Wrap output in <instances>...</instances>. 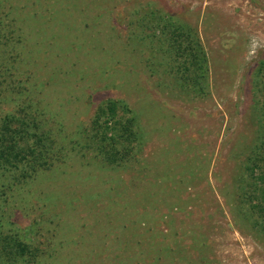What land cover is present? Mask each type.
Instances as JSON below:
<instances>
[{"label":"rangeland","instance_id":"obj_1","mask_svg":"<svg viewBox=\"0 0 264 264\" xmlns=\"http://www.w3.org/2000/svg\"><path fill=\"white\" fill-rule=\"evenodd\" d=\"M0 56V118L54 142L35 176L0 170V240L35 264H264L239 186L264 144V0H0ZM110 100L144 140L116 163L93 130Z\"/></svg>","mask_w":264,"mask_h":264},{"label":"trees","instance_id":"obj_2","mask_svg":"<svg viewBox=\"0 0 264 264\" xmlns=\"http://www.w3.org/2000/svg\"><path fill=\"white\" fill-rule=\"evenodd\" d=\"M188 52L194 59L191 63L192 66H195L196 61H199L200 67L207 66L206 57L198 46L182 50L181 54ZM2 68L3 64L0 63V77ZM183 69V72L186 73L187 69ZM117 105V102L110 100L107 108H99L93 121L94 140L100 145L103 155L110 163L125 159V155L130 152L129 146L132 143L141 140L142 144L144 141L137 116L133 114L130 118L119 117ZM124 105L127 115L131 110ZM53 148L54 142L51 139V134L45 132L31 115L22 116V114L12 113L5 114L0 118V170L14 169L19 174L21 173L20 176L23 179L33 177L37 170L50 164ZM254 154L252 164L248 167L252 178L251 183H245L242 179L239 186L246 191L245 203L250 205V209L254 213L252 215H258L257 219L251 222L256 226L261 223L264 229V206L261 207L255 203L257 199L255 193L252 192L253 181H260L264 186V174L259 177L256 174L260 165L264 164V144L257 146ZM261 199L264 201V189ZM19 238V234H16L14 237L6 236L0 240V262L3 259L5 260L4 264H35L37 262L30 246Z\"/></svg>","mask_w":264,"mask_h":264}]
</instances>
